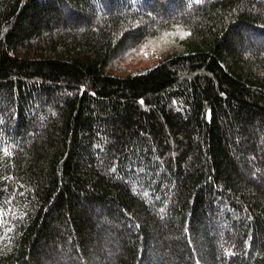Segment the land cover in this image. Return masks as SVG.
<instances>
[{
	"label": "trees",
	"instance_id": "1",
	"mask_svg": "<svg viewBox=\"0 0 264 264\" xmlns=\"http://www.w3.org/2000/svg\"><path fill=\"white\" fill-rule=\"evenodd\" d=\"M0 264H264V0H0Z\"/></svg>",
	"mask_w": 264,
	"mask_h": 264
},
{
	"label": "rangeland",
	"instance_id": "2",
	"mask_svg": "<svg viewBox=\"0 0 264 264\" xmlns=\"http://www.w3.org/2000/svg\"><path fill=\"white\" fill-rule=\"evenodd\" d=\"M168 42V38L161 35L133 47L114 64V71L126 75L141 73L154 67L162 61Z\"/></svg>",
	"mask_w": 264,
	"mask_h": 264
}]
</instances>
